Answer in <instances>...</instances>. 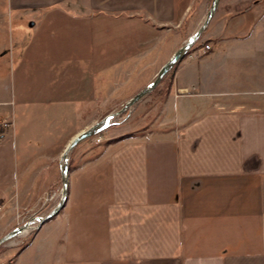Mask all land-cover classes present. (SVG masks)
Masks as SVG:
<instances>
[{
  "label": "crops",
  "instance_id": "0c3cea01",
  "mask_svg": "<svg viewBox=\"0 0 264 264\" xmlns=\"http://www.w3.org/2000/svg\"><path fill=\"white\" fill-rule=\"evenodd\" d=\"M207 1L2 0V24H16L17 49L33 61L0 79V120L10 122L0 126L2 217L59 185L61 153L98 120L104 79L123 104L144 86L130 76L153 80ZM263 1L219 0L201 38L210 48L194 46L157 84L167 83L163 121L119 130L72 162L63 206L17 264H264V23L252 14ZM88 21L137 42L126 67L55 66L68 58V45L52 43L56 28L67 37ZM152 41L160 46L145 47ZM125 75L131 87L119 92ZM171 95L183 99L174 120Z\"/></svg>",
  "mask_w": 264,
  "mask_h": 264
},
{
  "label": "rangeland",
  "instance_id": "374dc122",
  "mask_svg": "<svg viewBox=\"0 0 264 264\" xmlns=\"http://www.w3.org/2000/svg\"><path fill=\"white\" fill-rule=\"evenodd\" d=\"M210 2L211 0L207 1L206 8L210 5ZM1 3L2 0H0V4ZM206 12L207 11H202L199 12L200 14L198 13V26L203 21ZM252 14L257 19L262 20V22L264 23V1L263 3H260L257 9L255 8L254 10H252ZM60 19H63V17ZM1 21L2 19H0V58H2L0 59V79L2 80L6 77V80L8 82L9 75L12 77L13 69H15L16 67H23L25 66V64L30 66L33 61H29L24 55L22 56V54H20L19 52L20 48L19 50L17 49L20 39L19 37L17 38L16 35V24H2ZM72 29L73 31L72 33H70V36L66 37L65 35H63V32L62 34H60L61 32L59 28H56V36L52 40V43H54L56 46L62 44L68 45V50H66V55L68 58L56 59V61H54V64L57 67L70 66L73 68H78L82 71H92L94 69L100 70L103 68H110V66H115L117 63H119V61H121V66H123L125 62L128 61L126 60L127 57L136 54L140 49V46L137 44V42H135V40H133L129 36L122 35L121 37L119 36L117 40H114V37H116V35L118 34L114 33V26H111L110 24L101 25L97 21L96 23L94 21L89 23L88 21L85 25L78 26L77 28L72 27ZM26 30V32L28 33L27 35L29 36V33L34 29L26 26ZM124 34L127 33L125 32ZM103 39L104 43L100 42ZM159 46V41H152L145 44V47H151L152 49ZM5 50L7 51L6 53H4ZM123 67L126 66L124 65ZM262 76L264 81V74ZM148 77L150 76L133 75L130 76V79L133 80L132 82L134 84H136V82L138 83V81H143L142 84H144L145 86L149 83L147 82ZM128 78L129 76L127 75L123 76L121 83L126 84L124 86L120 84V86H122V89L119 90V92L127 91V89H124L126 86H129V88L131 87L130 85H127ZM166 79H168V77H166ZM104 82L102 104H98L96 106L97 111L100 113L97 118L98 120L105 114L119 109L127 101L126 100L123 104L116 105V103L118 102H114V81H111L110 78H107V80L104 79ZM166 89L167 83L166 85H157L153 90H151L136 103H134L129 108V110H125L121 114L113 117L110 121L111 123L106 129L99 132L97 135L81 140L68 153V166L70 167L72 162H80L81 160L83 161V158H85L87 152L92 149L95 150L102 147L106 143V137H110L111 135L116 134L119 130L130 128L131 126L143 127V125L146 128L158 127L160 122L163 121L159 117V115L162 103L164 102L165 91H167ZM182 100V98H179L178 100L173 99V95H171L169 102L171 103L173 109V114L171 115L172 120H174L175 117H178L175 111ZM190 103L191 111H194L195 109L201 110L203 108V106L201 105V101L199 102L194 100L190 101ZM173 106H176V108ZM88 111L89 110H87V113ZM130 113H132V115L128 118ZM2 122L7 123L6 127L10 125V122L7 120H0V124ZM96 138H100V140L96 141ZM118 138H121V136L115 139ZM103 139L104 141L101 143ZM107 140L113 141L114 138H110ZM92 143L94 144L92 145ZM60 195L61 181H59V185L57 187L45 191L43 194L39 195L37 198L36 206L33 209L24 210L16 204H13V209L8 210L7 213H9L7 215H4V217H2L0 213V226L4 222L6 223L11 217H14V219H12L14 224L11 227L13 228L14 226L21 224L34 215L42 216L46 214L58 202ZM34 229H36V227L27 229L18 236L13 237L12 239L0 245V264H17L16 254L21 248L25 247L26 244L30 242V239L32 237L31 230ZM8 230L6 229L4 230V232H0V235L4 234Z\"/></svg>",
  "mask_w": 264,
  "mask_h": 264
},
{
  "label": "water",
  "instance_id": "95a60500",
  "mask_svg": "<svg viewBox=\"0 0 264 264\" xmlns=\"http://www.w3.org/2000/svg\"><path fill=\"white\" fill-rule=\"evenodd\" d=\"M219 0H211L210 5L207 9L206 15L201 22V24L193 31L184 42L173 52V54L168 58V60L159 68L158 72L154 76L153 80H151L147 85L142 87L139 91H137L133 96H131L119 109L111 111L105 114L102 118L92 123L90 126L82 130L75 137H73L70 142L66 145L60 160V176H61V195L58 202L55 206L49 210L44 215H34L30 217L28 220L18 224L0 235V245L13 238L14 236L20 234L24 230L38 227L42 225L46 220L51 218L54 214H56L60 208L63 206L68 193V153L72 150L74 146H76L81 140L91 137L104 129H106L111 123V119L125 110H129V108L136 103L139 99H141L144 95L149 93L151 90L155 88V86L160 82L162 77L173 67V65L186 55L187 51L194 45L195 41L202 34L206 26L208 25L210 19L215 13Z\"/></svg>",
  "mask_w": 264,
  "mask_h": 264
},
{
  "label": "trees",
  "instance_id": "16d2710c",
  "mask_svg": "<svg viewBox=\"0 0 264 264\" xmlns=\"http://www.w3.org/2000/svg\"><path fill=\"white\" fill-rule=\"evenodd\" d=\"M203 33H204V31L202 32V34L199 36V38L195 41V43H194V45L187 51V53H186V55L194 48V46H200V45H203V40H201V38H202V36H203ZM185 55V56H186ZM184 56V57H185ZM178 63V62H177ZM177 63H175L174 65H173V67L177 64ZM173 67L171 68V70L173 69ZM170 72V71H169ZM47 221V220H46Z\"/></svg>",
  "mask_w": 264,
  "mask_h": 264
},
{
  "label": "built area",
  "instance_id": "2783aa9c",
  "mask_svg": "<svg viewBox=\"0 0 264 264\" xmlns=\"http://www.w3.org/2000/svg\"><path fill=\"white\" fill-rule=\"evenodd\" d=\"M209 48H210V45L208 43L204 44L203 49L208 50ZM1 124L3 126H6L7 125V123H5V122H2ZM97 140H100V138H96V141Z\"/></svg>",
  "mask_w": 264,
  "mask_h": 264
}]
</instances>
